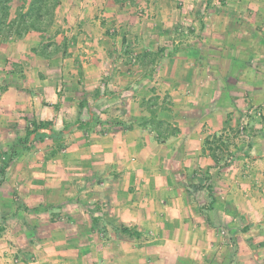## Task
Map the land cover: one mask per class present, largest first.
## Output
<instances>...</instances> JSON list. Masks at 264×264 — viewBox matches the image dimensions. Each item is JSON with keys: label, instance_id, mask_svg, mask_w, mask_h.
<instances>
[{"label": "crops", "instance_id": "obj_1", "mask_svg": "<svg viewBox=\"0 0 264 264\" xmlns=\"http://www.w3.org/2000/svg\"><path fill=\"white\" fill-rule=\"evenodd\" d=\"M61 1L51 34L62 30L60 10L72 12L76 3L79 14L137 11L131 10L135 2ZM220 1L149 0L134 6L154 20L122 22L126 34L120 47L129 48L131 29L139 47L148 29L157 39L167 36V47H149L163 51L153 55L155 71L152 64L134 63L132 55H112L107 36L96 39L100 53L69 49L67 55L49 58L34 52L39 32L0 41V86H6L0 92V125L13 131L51 122L27 138L32 150L39 143L37 151L17 146L0 173V193L9 191L17 206H46L40 213L1 212V233L9 230L7 216L20 221L14 236L22 237L18 251L28 255L20 264H264V0ZM101 25L93 28L80 20L70 31L79 35V46L81 36L106 29ZM179 33L194 34L193 42L179 46ZM223 38L228 43L217 47ZM21 42L28 43L24 53L8 50ZM224 46L243 56L234 59L238 84L263 116L260 122L252 120L254 131L246 142L234 132L237 111L244 106L242 92L228 97L239 91L237 83L224 82L214 71L226 59L211 56ZM74 62L77 69H72ZM55 63L58 70L53 71ZM158 70L165 71L164 87L154 89L170 100L160 117L180 130L164 142L144 125L149 96L140 98L145 91L141 80L156 79ZM112 96L117 100L112 102ZM213 135L229 143L222 154L226 164L208 150L206 140Z\"/></svg>", "mask_w": 264, "mask_h": 264}, {"label": "rangeland", "instance_id": "obj_2", "mask_svg": "<svg viewBox=\"0 0 264 264\" xmlns=\"http://www.w3.org/2000/svg\"><path fill=\"white\" fill-rule=\"evenodd\" d=\"M67 1V0H66ZM149 0H136L134 5H131V10H137V11H133L130 14L129 13H116L113 14L112 12L107 13L106 15H104L103 13L100 15L97 13V11H94V9H91V13H87V12H81L79 14V10L80 8L78 7L79 4H75V8L74 11H64L63 9L60 10V12L58 13V23L62 22V24L60 25V28L62 30H59V32H62V34L58 37L59 42H61L65 37L70 36V38H75L77 36V39L79 38V35H76V31H70L71 29H76L78 27L79 21L80 20H87L88 23H90L92 25V27L96 28V27H100L104 26L106 29H108V33L106 32V29H104L103 31H101V29L99 28L98 30H96L95 34H92V37L89 36L87 34V37H83L81 36L79 43L80 45L78 46L77 42H76V38H75V42H72L73 39H70V48L69 49H74V52H78L79 50H83V51H79L81 54H86L84 49H89L90 52H94V53H100L102 52V49L99 48L100 45H97L99 41H96L97 38H99L100 36H107V43L106 46L108 47V50H110L112 55L117 56L120 52L124 53V54H129L132 55L133 57H136L138 53L141 52V50L144 49H149V47L151 48H165L167 47V44H170L171 41H168V37L167 36H162L161 38L156 37V33L155 31L152 30H146V34H147V38H143V42L142 44L143 47H139L140 44L135 45L134 42H132L134 40L133 36H134V31L129 30L130 33V37L132 39L131 44L127 45L129 46L128 49H126V51L124 49H122L121 46V39H122V35L126 34V30L125 29H121V23L127 21L129 24L134 25V23H136L137 20H142L145 23H151L154 19L152 18V14L150 12H142L138 9H135L134 6L139 7L142 4H145L146 6V2ZM217 2H221L220 0H215ZM228 1V0H227ZM68 4H70V2L72 3V0H68L67 1ZM133 4V3H132ZM223 5H227V2H223ZM145 6H142L143 8ZM71 7V6H70ZM130 9V7H129ZM145 9V8H144ZM136 12V13H135ZM120 14V15H119ZM66 15H68V17H66ZM83 16V18L81 19L80 16ZM86 18V19H85ZM100 22V23H99ZM107 22V23H106ZM66 26L63 28V26ZM77 30V29H76ZM139 30V29H137ZM66 31H68L69 33L66 34ZM91 31V30H90ZM53 32V31H51ZM72 32V33H71ZM93 31H91L90 33H92ZM190 32V31H189ZM213 33V32H212ZM137 34V33H136ZM183 35V34H182ZM181 33H179V46H185L183 45L185 44H190V42H193L194 38L193 35L191 34L189 35V37L186 38V36H182ZM225 35V34H224ZM37 35L33 36L32 38H35ZM213 36V35H211ZM178 38L177 34L175 36V38ZM68 38V37H67ZM204 38V36H203ZM207 38V36H206ZM205 38V39H206ZM102 40V39H101ZM85 42V43H84ZM86 42H88L89 44H87ZM95 42V44L93 45L92 43ZM209 42H212V40H210ZM219 42L221 43L220 45H217V47L221 48L222 44L224 43H228V41L226 40V38H223V40H219ZM28 43H19L18 47H16V49H12L10 47H8L10 52H16V53H24L23 50L24 49H28ZM209 44V43H208ZM205 46V45H203ZM106 48V47H105ZM104 48V50H105ZM224 50L220 51V53H216L215 56L214 54H212L211 57H224V59H226L224 62L219 63L220 65L216 64V68L214 71H216V73L218 74L219 78H222V80L225 82V79H228L230 82V85L237 83L236 85V89L238 88L239 91H234V92H230L227 93L228 97H232V99H234V93L237 92H242V93H238L239 97H242V102L244 103V106H242V108L239 109L237 116H239V121L236 125V132L235 135L238 136L239 138L245 140V142L247 140H250L249 138L252 135L253 130V126L251 125L252 120L256 121V122H260L263 119L262 116V112L261 109L259 108V105H256V103L252 104L251 102H249V100L247 99L248 96L245 92V88L244 86H240L238 84L240 78H238L237 74H238V67L235 65V61L237 58L241 60V58L243 57L242 55H237L236 53H234V55H232V52L230 51V49H227L226 46H224ZM26 49V50H27ZM165 50V49H163ZM20 51V52H18ZM153 52V51H152ZM154 52H158V51H154ZM180 53H184L182 51V49L180 48L179 50ZM166 53V52H165ZM224 55V56H223ZM164 65H166V61L163 58ZM110 63V61L108 62V64ZM135 63V62H134ZM131 64L130 68L135 69V65ZM162 63V64H163ZM74 67L72 66V69H77V64L74 62ZM107 64H103V68L106 69ZM155 64H152L151 69H153L155 71ZM234 65V66H233ZM150 67V66H149ZM50 68L54 71V70H58L57 67V63L54 64V67L52 68L50 66ZM160 68V65H159ZM150 69V70H151ZM164 72L162 70H158V72H156V79H154V77H149L146 76L144 77L142 86H145V93L143 92L140 98H143L144 96H149L148 100L155 98L157 95L160 96L157 93V90L154 89L156 87H164ZM57 74L58 73H54V78L58 79V78H63L62 77H58L57 78ZM251 74H245L242 78L249 76ZM250 78H253L252 76H250ZM121 79H123L121 77ZM58 81V80H57ZM117 81V79H116ZM153 86V87H152ZM160 91V90H159ZM232 93V94H231ZM143 96V97H142ZM226 97V94L224 95ZM112 102L116 101L117 98L115 96H112ZM147 101V100H146ZM161 101V100H159ZM166 103H157L158 105V113L159 116H162V113H164V111H166V109L164 108L165 106L170 105V100H166ZM264 101V100H263ZM103 102V101H102ZM163 106V108H162ZM118 114V113H117ZM22 118V116H21ZM162 118V117H161ZM32 128V126H29V128ZM98 128V127H97ZM178 128V127H177ZM11 129H13V131L8 129V125L6 124H1L0 125V167L4 164V165H8L10 163V161L12 160V156L15 152V154H17L18 150H16L18 147L23 150H32V147L29 146V143H27V140L25 139V134H26V125H21L19 126V128H14L12 127ZM179 129V128H178ZM220 137L221 142H217L215 143L212 147L216 148V154L218 156V159L221 160V162H223V164H226L228 162V160H224V157H222V154L224 153V150L228 149V145L229 143H226L225 141L222 140L221 136H217V135H213L211 137V141L212 140H216V138ZM26 145V147H22ZM39 143H36V148L34 147L32 152L37 151ZM18 146V147H17ZM209 150V149H208ZM36 154V153H35ZM5 156V157H4ZM4 157V158H3ZM4 162H8L7 164ZM5 166V167H6ZM3 180V179H2ZM9 180V179H4V181ZM6 185V184H5ZM11 193L9 194V191H2L0 193V218H1V212L3 211L4 213H10L11 210H15L17 209V203H15L13 196L11 195ZM23 211V210H22ZM41 211H38V213H40ZM21 215H23V213H21ZM32 222H35V220L33 219V217H31ZM5 224H7L9 226V230H5L3 233H1V229H0V264L5 263L7 261L6 264H15L13 262V260L15 258H17L19 260L18 263L16 264H20L22 263V261H24L23 259H25V253L23 252H19L18 250L21 247L20 244H22V237H15L14 236V232L18 233L17 230H15V228L18 226L17 224H20V221H16L14 220V218H12V216L8 217L5 219L4 221ZM2 224L0 221V228H1ZM5 226V225H3ZM221 226H223L225 229L226 226L225 224H221ZM8 229V228H7ZM15 230V231H14ZM224 234V233H223ZM26 239V237H25ZM21 250V249H20ZM7 258H9V260H6ZM33 259L31 258V261Z\"/></svg>", "mask_w": 264, "mask_h": 264}, {"label": "trees", "instance_id": "obj_3", "mask_svg": "<svg viewBox=\"0 0 264 264\" xmlns=\"http://www.w3.org/2000/svg\"><path fill=\"white\" fill-rule=\"evenodd\" d=\"M115 1L123 4L135 2V0ZM61 2V0H0V41L6 42L11 40H20L30 32H39L41 41L40 45L34 48V52L45 58L52 57L60 52L67 55L71 43L70 39L64 37L61 42H58L56 38L60 33L59 30L52 34L50 32L55 24L57 9ZM161 52L163 51L159 50L158 52H152L144 49L135 57V63L138 62L142 67L148 68L156 61V58L153 55H158ZM5 88L6 86H0V92ZM166 100V95L164 98L157 95L155 98L145 102L150 116L146 118L144 125L151 126L157 133L158 140L161 142H164L171 136L178 135L180 132L176 126H173L170 122H167V120L159 116L157 108L159 105L157 103H166ZM164 108L166 109V106ZM50 123L51 122L49 121L33 122L32 128L28 127L26 130L25 139L27 140L31 133H37L40 129L47 128ZM39 138L41 139V136H39ZM217 142H221L220 137L212 141L210 138L206 140V145L208 146L214 160H217L218 156L216 154V148L212 146ZM4 163L7 164L8 162ZM5 166L6 165L3 164L0 167L1 174L4 171ZM18 203L17 210L21 211L25 210L38 212L41 211L42 208L46 207L44 205L32 207L21 202ZM92 209H94V207ZM121 230L126 233L131 232V229L128 227H122ZM26 257H28L27 254H25V259ZM30 258L32 257L30 256L29 259Z\"/></svg>", "mask_w": 264, "mask_h": 264}, {"label": "built area", "instance_id": "obj_4", "mask_svg": "<svg viewBox=\"0 0 264 264\" xmlns=\"http://www.w3.org/2000/svg\"><path fill=\"white\" fill-rule=\"evenodd\" d=\"M13 262L16 264V263L19 262V260H18L17 258H15V259L13 260Z\"/></svg>", "mask_w": 264, "mask_h": 264}]
</instances>
